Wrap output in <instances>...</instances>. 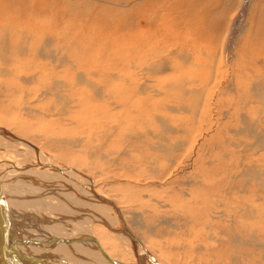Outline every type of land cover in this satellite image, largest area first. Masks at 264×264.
<instances>
[{
	"label": "rangeland",
	"instance_id": "obj_1",
	"mask_svg": "<svg viewBox=\"0 0 264 264\" xmlns=\"http://www.w3.org/2000/svg\"><path fill=\"white\" fill-rule=\"evenodd\" d=\"M2 72L0 126L51 165L88 173L162 263L264 264V0H0ZM112 94L128 104L121 140L101 115L120 104ZM17 155L0 151V161L17 165ZM139 190L169 206L135 207Z\"/></svg>",
	"mask_w": 264,
	"mask_h": 264
},
{
	"label": "bare ground",
	"instance_id": "obj_2",
	"mask_svg": "<svg viewBox=\"0 0 264 264\" xmlns=\"http://www.w3.org/2000/svg\"><path fill=\"white\" fill-rule=\"evenodd\" d=\"M21 49L22 48L19 47L18 52L21 51ZM0 74L8 75L7 72H2ZM205 75L202 77L205 78ZM78 76L79 78H77V80H80L78 81L79 83L85 82L88 89L89 87L92 88V84L86 80L87 78H84L85 76ZM25 81L33 82L30 78H25ZM184 83L185 82L182 80H177L168 85L170 90H176L181 96L187 97V100L189 96L193 98L196 97L198 90H192V88L188 89L184 86ZM95 94L104 99V95L97 90H95ZM112 95L116 99L115 102L120 104H104L101 106V108H103V114L101 115L105 120L113 124L110 127L111 129L117 128L118 132H116V135H118L121 140L125 137L124 135L121 136L122 133H120L121 127L123 126L121 117L123 116V108L128 106V104L123 103L124 100L121 99L122 95ZM110 98H112V96ZM60 99L62 98L60 97ZM201 99L202 94L197 98V101L193 103L201 104ZM90 100V97H82L77 101L78 103H76L79 104L81 101L89 102ZM106 100H108V98H106ZM111 106H114L116 109L117 107H121L122 111L116 113V111L112 110L113 107ZM74 107L76 108V106ZM133 108L135 109L131 108V110H134L135 114L140 112V109L136 106ZM27 109L30 108L27 107ZM87 110L89 109L85 111ZM99 110L100 106L94 107V114H97L96 111L98 112ZM102 117L100 118L101 120ZM97 119L99 118L97 117ZM246 120L247 119L244 121ZM97 121L98 120H96V122ZM168 121V118L164 116L161 117V125L169 126ZM80 122L78 123L77 121V124L80 125ZM88 124L90 125V122ZM245 124L248 130H251L250 132H256L255 130L257 129L252 123L246 122ZM74 127L75 126H73V128ZM171 127L172 126L169 128ZM3 128L0 126V151L15 152L16 155L18 154L17 156L20 158V162L16 165L15 163L0 161V187L5 195L3 197L0 195V264H164L135 232L133 226L123 214L116 199L97 190L93 178H91L88 173L72 166V168H61L54 166L55 163L51 165V156L37 144L16 136L14 133ZM27 128L26 125H22L20 128L15 127L14 129L29 136L31 131H28ZM88 135H91V133ZM114 141L117 142L116 139ZM76 142L79 141L77 140ZM76 142L73 144L76 145ZM262 147L264 148V146ZM29 152L31 153L30 156L27 154ZM118 153L120 154V152ZM121 153H123L122 150ZM117 156L119 155L115 157ZM168 160H170V158ZM184 161V157L182 156L178 159L177 169ZM171 162H173V159H171ZM149 169L151 170L150 173H153V175L148 176L149 179L159 180L161 178L158 173H154L155 169L152 168V166H150ZM214 171L219 173L218 169L215 167ZM229 171H227V173H229ZM235 173L234 170H231L229 173L232 180L239 177ZM197 174L199 176L201 175L199 172ZM217 175H214V181L219 176ZM257 178L264 181L260 176ZM232 180L230 182L227 180V182L232 185ZM140 193L141 190L136 191V196L131 198L130 201L134 203L135 207H142V210L144 206L150 208L149 204H147L151 201L150 193L144 194L146 193L145 190L144 193ZM260 198L264 200V195L260 196ZM151 202H156L153 204V209H161L160 207L166 208L169 206V203L167 204L166 201L155 200ZM170 205L172 206L173 204L170 203ZM151 210L149 209V212ZM131 213L137 220H139L140 217L142 218L141 213L136 209H133ZM156 221L159 223L168 222V218L165 217Z\"/></svg>",
	"mask_w": 264,
	"mask_h": 264
},
{
	"label": "water",
	"instance_id": "obj_3",
	"mask_svg": "<svg viewBox=\"0 0 264 264\" xmlns=\"http://www.w3.org/2000/svg\"><path fill=\"white\" fill-rule=\"evenodd\" d=\"M0 195L3 197V196H5L4 195V192L2 191V189H1V187H0Z\"/></svg>",
	"mask_w": 264,
	"mask_h": 264
}]
</instances>
